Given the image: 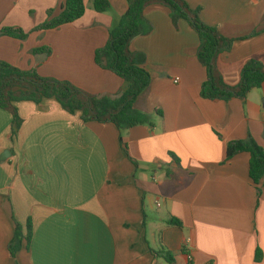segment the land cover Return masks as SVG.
Wrapping results in <instances>:
<instances>
[{
	"label": "crops",
	"instance_id": "crops-1",
	"mask_svg": "<svg viewBox=\"0 0 264 264\" xmlns=\"http://www.w3.org/2000/svg\"><path fill=\"white\" fill-rule=\"evenodd\" d=\"M108 1L109 12L84 0L79 20L35 31L49 11L59 15L63 0H0V30L29 32L25 41L0 36V62L90 95L124 92L126 83L95 63L128 8L127 0ZM186 2L201 8L202 22L236 39L216 59L227 85L240 83L249 60L264 65V0ZM144 17L152 31L130 50L144 56L151 84L134 107L154 127L125 131L127 154L113 124L85 123L55 100L16 103V135L11 113L0 109V264H170L164 251L171 264H264V186L258 199L248 154L225 162L230 141L251 137L264 148V84L245 100L203 99L207 74L196 32L183 19L174 23L160 4L148 5ZM42 47L49 57L33 54ZM28 222L31 240L12 257L16 224L26 233Z\"/></svg>",
	"mask_w": 264,
	"mask_h": 264
},
{
	"label": "trees",
	"instance_id": "trees-1",
	"mask_svg": "<svg viewBox=\"0 0 264 264\" xmlns=\"http://www.w3.org/2000/svg\"><path fill=\"white\" fill-rule=\"evenodd\" d=\"M97 13L111 10L108 0H90ZM128 8L118 23L109 30L107 44L95 51V63L98 67L108 70L126 83V90L114 97L90 95L68 81L39 76L35 69L23 71L8 63L0 62V109L12 113V132L17 134L22 120L18 115L16 103L30 101L37 105L46 100H55L61 108L70 115L80 114L83 122L111 123L119 132L121 148L127 154V145L123 141L125 131L137 126L154 127L149 114L135 109L134 105L142 93L151 84L150 73L141 66L144 56L133 53L130 43L137 37L146 36L152 31L151 24L144 17V10L150 4H160L170 10L174 23L183 19L198 35L200 45L197 57L206 69L207 78L201 85L200 96L210 101L229 102L232 99L245 100L253 90L264 84V65L251 59L243 67L240 83L229 86L224 82L216 67L219 54L229 52L236 39L223 36L216 26H209L200 19L201 8L192 9L186 0H127ZM84 0H63L59 15L48 12L47 20L35 28V31H48L63 25L73 23L85 14ZM0 36H6L20 41L27 39V33L21 28H2ZM52 53L48 47L33 50L34 55ZM142 57V59L140 58ZM161 117L162 112L157 111ZM246 153L249 155V178L257 191L258 199L264 186V148L249 137L246 140H233L227 144L225 162L235 156ZM172 158L178 162L174 155ZM138 167L137 162L130 158ZM169 225L181 227L176 219H171ZM32 226L28 222L26 233L21 225L16 224L8 250L16 257L22 249L23 241L30 242ZM171 264L172 253H160ZM261 260V252L257 250L256 261Z\"/></svg>",
	"mask_w": 264,
	"mask_h": 264
},
{
	"label": "rangeland",
	"instance_id": "rangeland-1",
	"mask_svg": "<svg viewBox=\"0 0 264 264\" xmlns=\"http://www.w3.org/2000/svg\"><path fill=\"white\" fill-rule=\"evenodd\" d=\"M25 33H27V38L29 37V32H26L25 31ZM38 73V72H37ZM40 76V75H39ZM42 77V76H41ZM45 78H48V77H45ZM11 115H12V113H11ZM150 214H153V215H157L158 213H157V211H154V212H152V211H150Z\"/></svg>",
	"mask_w": 264,
	"mask_h": 264
},
{
	"label": "water",
	"instance_id": "water-1",
	"mask_svg": "<svg viewBox=\"0 0 264 264\" xmlns=\"http://www.w3.org/2000/svg\"><path fill=\"white\" fill-rule=\"evenodd\" d=\"M7 152H8V151H7ZM8 153H9V152H8ZM9 155H10V153H9ZM1 160H3V161L6 160V157H5V156H2V157H1Z\"/></svg>",
	"mask_w": 264,
	"mask_h": 264
},
{
	"label": "built area",
	"instance_id": "built-area-1",
	"mask_svg": "<svg viewBox=\"0 0 264 264\" xmlns=\"http://www.w3.org/2000/svg\"><path fill=\"white\" fill-rule=\"evenodd\" d=\"M177 82V81H176Z\"/></svg>",
	"mask_w": 264,
	"mask_h": 264
}]
</instances>
